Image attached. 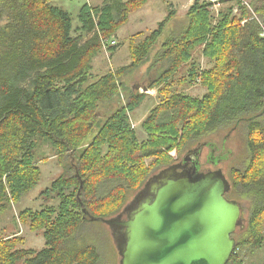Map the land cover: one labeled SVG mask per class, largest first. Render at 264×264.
I'll list each match as a JSON object with an SVG mask.
<instances>
[{"label": "trees", "instance_id": "16d2710c", "mask_svg": "<svg viewBox=\"0 0 264 264\" xmlns=\"http://www.w3.org/2000/svg\"><path fill=\"white\" fill-rule=\"evenodd\" d=\"M149 1L86 3L74 17L53 0H0V217L40 183L42 147L62 168L46 191L54 205L19 214L21 223L42 233L45 247L20 248L17 236L0 240V264H100L98 243L82 229L111 226L107 221L175 162L171 152L181 155L231 128L241 131L246 154L230 169L227 197L246 200L250 215L245 230L233 235L237 245L227 264H264V0L249 6L194 0L188 26L169 35L154 59L175 11L148 34L129 38V65L95 73L94 60L122 45L105 47V40ZM217 3L223 7L216 14ZM197 52L208 68L198 65ZM147 63V88L160 103L143 121L147 138L141 140L131 114L147 94L123 88ZM197 82L207 91L203 97L181 91ZM208 156L210 164L225 158Z\"/></svg>", "mask_w": 264, "mask_h": 264}, {"label": "water", "instance_id": "95a60500", "mask_svg": "<svg viewBox=\"0 0 264 264\" xmlns=\"http://www.w3.org/2000/svg\"><path fill=\"white\" fill-rule=\"evenodd\" d=\"M230 188L220 169L162 178L122 223L120 264H227L245 215L237 201L227 199Z\"/></svg>", "mask_w": 264, "mask_h": 264}, {"label": "rangeland", "instance_id": "374dc122", "mask_svg": "<svg viewBox=\"0 0 264 264\" xmlns=\"http://www.w3.org/2000/svg\"><path fill=\"white\" fill-rule=\"evenodd\" d=\"M101 1L103 2L104 0H53L54 4L67 9L74 17H76L82 5L89 3L93 4L94 6H98L99 3H102ZM246 1L250 2L249 0ZM156 3L157 1L154 0L152 6H154ZM222 7L223 6H218L217 9L213 10V12H215L216 14L219 13ZM165 9L167 14L170 13V7H167ZM178 18L179 23L184 22V20H189L187 14L183 13L182 10H178ZM157 19L158 18L154 16L145 20V22L142 24L132 23L128 27L122 29L120 32V37L122 40L121 42L118 41L120 44L122 43L120 49L113 56H111V54L106 51L99 55V57L94 60L95 73L105 74L111 69H117L119 67L129 65V62L131 63L129 38L134 34L141 32H143L144 34H148L152 30L156 29L158 27V24H156ZM179 27L183 28V23L179 24ZM167 28L168 27H166L164 35H162L155 46V49L151 56L152 59H154L155 54L161 49L162 44L170 39L169 35H165L167 33ZM195 58L201 68L205 69L210 66L209 61L207 59L204 60L200 52H197L195 54ZM149 66L150 63L145 64L133 74H131L128 78H126L124 80V83L128 87L123 88L124 90H129L130 88H132L133 90L139 89L140 93L147 94L146 99L141 104V106L131 114L132 123L136 128L141 140L147 138V134L142 128L143 121L147 118L151 110L160 103V97L158 96L156 90H145L152 79L151 76H148L147 73ZM184 69L185 67L183 68V71L186 73L189 67L185 70ZM181 91L194 97H203L207 92L206 89L203 88L202 85L198 82L193 85L185 84ZM125 95V92L121 94L122 97H124ZM118 104L119 101L111 105L112 109H115ZM239 132L241 133V131H238V129L232 128L224 130L221 134L214 132V134H218V136L213 135L204 137L202 140L200 139L198 144L202 145V156L200 160L204 163L207 161L208 155L215 156L218 153H221L222 156H224L228 153L227 158L224 156L226 159L224 158L219 161L218 165L216 166L217 169H220L224 172L228 181H230L229 174L231 167H240L244 161L246 154L244 143ZM94 135L95 134L93 132L91 138ZM205 143L211 144L214 152L210 149V147H205L207 145ZM196 147L197 145L186 148L181 155H178V152L174 150L170 155L176 159V162L178 159L184 157L189 151L193 150ZM41 150L42 152L36 154V161L39 163V167L42 170L40 183L36 186L35 189L25 195L20 201L13 203L11 205V208H9L0 217V240L17 236L18 238L22 239V243L19 244L20 248L36 249L38 251L42 250L45 247V239L42 236V233L32 232L27 224L21 223L19 214L26 209L37 211L41 210V208L47 204L54 205V202L52 200L47 199L48 196L46 194V191L48 190V188H50L52 182L55 181L62 173V168L59 166L57 158L53 155L51 150H49V147L44 146L41 148ZM208 166L210 167L209 169H215L213 168V163H209ZM240 202L246 208H248L250 212L249 203L246 200H242ZM81 233L87 240H93L98 243L102 255L100 264H120L121 256L118 249L119 241L115 235L118 233V231L115 228L104 223H97L94 224L93 227L85 226L82 229Z\"/></svg>", "mask_w": 264, "mask_h": 264}, {"label": "flooded vegetation", "instance_id": "af4514ba", "mask_svg": "<svg viewBox=\"0 0 264 264\" xmlns=\"http://www.w3.org/2000/svg\"><path fill=\"white\" fill-rule=\"evenodd\" d=\"M205 147H208V145H206ZM211 147H210V149L214 152L213 147L212 148ZM201 156H202V145L200 144V145H197V147L194 148L193 150L189 151L184 157L178 159L175 163H173L169 167L161 170L157 174H154L147 181V183L144 185V187L139 189V191L136 194V201H134V202L132 201L129 204H127V206L122 211L123 213L115 216V218L112 222V225H111L113 228H115L118 231L117 236L122 238L121 239L122 242H123L124 233H125V228L122 226V223L128 220L129 215L138 207V205L141 203V201L151 197V194L155 191L157 186L162 182V178H166L168 175L173 176V172L174 173H180L182 171L183 172L192 171L195 168L197 169V172H208V171L218 170L216 168L218 163L213 162V168H215V169H209L210 168L208 166L209 161H206L204 163L203 161L200 160ZM209 158H211V156H208V160H209ZM229 183H230V181H229ZM226 197H227V194H226ZM227 199L236 201V200L228 198V197H227ZM238 203L244 209L245 215L241 219L239 227H238L237 231L235 232V234L243 232L245 230L247 223H248V216H249V209L246 208L241 202H238ZM118 241L120 243V240H118Z\"/></svg>", "mask_w": 264, "mask_h": 264}, {"label": "crops", "instance_id": "0c3cea01", "mask_svg": "<svg viewBox=\"0 0 264 264\" xmlns=\"http://www.w3.org/2000/svg\"><path fill=\"white\" fill-rule=\"evenodd\" d=\"M153 1L154 0H150L149 3L146 4L143 8H141L139 11H137L136 13L131 15L129 22L125 26H123L121 28V30L124 29L125 27H128L132 23L142 24L148 18H151L154 16L156 18H158L156 21V24H159L161 21H163L169 15V13L167 14L166 9H165L167 7H170L172 11H175V15L172 17V19L168 23V25H167L168 28L166 30L167 33L165 35H171L174 32H180V31L185 30L184 28H186V26H188L189 22L187 20H184V22H181V23H183L184 27L183 28L179 27V24H181V23H179L178 10H182L183 13L187 14V11L190 8V6L193 4L194 0H156L157 3L154 6H152ZM228 1L229 2H227L225 4V6H228V5L233 6L239 0H228ZM249 1H251V0H249ZM102 3H99V5H101ZM164 5H166V6H164ZM180 5H181V7H180ZM219 6H221V5H219ZM217 7H215L214 9H217ZM133 21H135V22H133ZM121 30L117 33V36L113 40L116 39L115 41L121 42V40H122L120 37ZM120 47L115 51V53L118 52ZM202 58H204V57H202ZM204 60H205V58H204ZM130 61H131V59H130ZM129 64H130V62H129Z\"/></svg>", "mask_w": 264, "mask_h": 264}, {"label": "built area", "instance_id": "2783aa9c", "mask_svg": "<svg viewBox=\"0 0 264 264\" xmlns=\"http://www.w3.org/2000/svg\"><path fill=\"white\" fill-rule=\"evenodd\" d=\"M78 1H79V0H78ZM211 1H212L213 3L216 2V0H211ZM245 4H246L247 6H249L248 1H246V0H245ZM217 5H219V4H218V3L215 4L214 8H215ZM244 23H245V22H244ZM104 44H105V47H107V46H109V45H115V44H116V41H115V40H105Z\"/></svg>", "mask_w": 264, "mask_h": 264}]
</instances>
